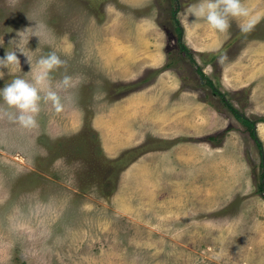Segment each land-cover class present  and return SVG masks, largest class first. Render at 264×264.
<instances>
[{
    "label": "rangeland",
    "instance_id": "obj_1",
    "mask_svg": "<svg viewBox=\"0 0 264 264\" xmlns=\"http://www.w3.org/2000/svg\"><path fill=\"white\" fill-rule=\"evenodd\" d=\"M196 2L0 0V56L54 50V81L80 78L35 128L0 115V264H264L262 157L208 84L264 160V0H243L247 33L190 28Z\"/></svg>",
    "mask_w": 264,
    "mask_h": 264
},
{
    "label": "clouds",
    "instance_id": "obj_2",
    "mask_svg": "<svg viewBox=\"0 0 264 264\" xmlns=\"http://www.w3.org/2000/svg\"><path fill=\"white\" fill-rule=\"evenodd\" d=\"M185 15L188 17L186 23L190 28L194 29L198 19L202 18L211 29L219 33L228 31L231 20L239 21L238 27L243 33L251 31L256 23L251 10L245 6L243 0H197L185 9ZM29 30L31 36L38 38L39 43L42 37L45 39L48 37L49 30L43 22L35 23L23 32L27 33ZM17 52L22 53L30 65V70L25 73V76L30 74V79L16 76L10 83L0 87V101L3 102L0 104V115H7L10 120L24 128H35L38 126L37 117L43 104L50 103L54 111L59 113L65 109L66 102L75 103L71 93L62 97L58 90L67 91L75 88L80 78L65 74L59 81H54L52 73L66 61L53 50L39 57L33 67L30 56L22 51L18 44L14 50L5 51L4 55L0 56V79L5 75L4 69L21 70ZM220 59L223 61L225 57L222 56ZM4 105L7 106L6 109Z\"/></svg>",
    "mask_w": 264,
    "mask_h": 264
},
{
    "label": "trees",
    "instance_id": "obj_3",
    "mask_svg": "<svg viewBox=\"0 0 264 264\" xmlns=\"http://www.w3.org/2000/svg\"><path fill=\"white\" fill-rule=\"evenodd\" d=\"M178 6H177V11L173 10V12L171 13L172 15V19H173V22L175 23L176 25V32L179 33L178 34V39H177V42H178V47H179V50H180V53H184V54H187L190 56V61L192 63L195 64L194 60H193V57L191 56V51L186 47V45L182 42V36H183V30H182V27L179 23V21L176 19V13L178 12ZM167 67V66H166ZM196 72L198 75H200L201 77H204L203 73H202V70L199 69V68H196ZM211 90H212V94H218L221 101L223 102V105H225L227 107V109L233 113V115L239 119L248 129H250L249 133L251 134V136L253 138H255V141H256V144L259 148V151H260V156L262 157V165H261V168L263 170V173H264V160H263V156H262V147H261V143L257 141L256 139V136L254 135V122H250L248 121L243 115L239 114L237 112V110L231 106L225 99L224 95L221 94L220 92L217 91V89H215V87L213 86L212 82H209L208 83ZM208 140L210 141H213V137H208ZM261 174L260 176V180L262 181L261 183H259V186H258V192L264 197V184H263V180H264V174Z\"/></svg>",
    "mask_w": 264,
    "mask_h": 264
}]
</instances>
